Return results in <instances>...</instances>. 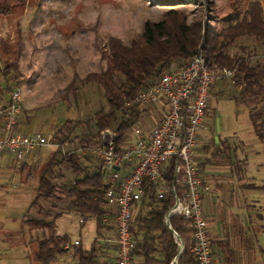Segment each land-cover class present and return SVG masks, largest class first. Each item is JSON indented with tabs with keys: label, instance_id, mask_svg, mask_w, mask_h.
<instances>
[{
	"label": "rangeland",
	"instance_id": "1",
	"mask_svg": "<svg viewBox=\"0 0 264 264\" xmlns=\"http://www.w3.org/2000/svg\"><path fill=\"white\" fill-rule=\"evenodd\" d=\"M252 1L264 4V0H28L24 8H15L0 16V68L5 59L16 66L15 73L11 71L7 80L0 78V107L6 104L10 89L19 87V130L39 134L63 144L69 152L74 151L80 147L79 140L87 134V128L92 130L90 117L104 107V101L95 86L76 83L79 96L70 97L68 105L62 99V90L74 75L82 78L103 69L108 37L127 44L140 35L144 22H157L166 11L175 9L184 12L187 25L199 23L200 35L204 32L218 34L240 20ZM251 41L239 39L229 50L230 55L240 54L241 48H246L248 59L263 54L264 44L251 45ZM196 49L199 50L198 45ZM184 62L174 59L164 69ZM249 62L264 65V59H249ZM218 82L209 90L202 123L205 139L200 145L208 146L209 151L206 154L196 151V157H209L214 167L204 176L197 160L194 164L204 180L202 208L210 246L216 264L221 263L223 248H230L234 243L241 248L235 257L238 264L250 261L259 264L257 259L264 264V82L260 94L243 98L238 97L241 88L238 81L228 78ZM146 117L141 118V125L145 127ZM250 118L254 120L256 131ZM67 121L72 124L67 130L62 129ZM76 123L79 126L72 128ZM255 133L261 135V139ZM211 141L216 143L215 151L221 155L209 156L210 152H215ZM254 144L259 147H253ZM53 151L40 148L34 156L31 154L18 164L10 155L0 154V220L6 216L0 228V264H36L33 241L42 237L43 230L29 229L25 225L26 212L29 217L44 221H51L54 215L60 214L56 222L59 231L73 238L81 233L82 245L86 246L93 238V222H86L84 232H80L76 215L67 213V198L60 201L36 199L39 171ZM252 162L259 165L256 166L258 181L251 179L257 175L256 171L245 170L244 163ZM73 177L71 169L61 165L53 182L67 187ZM227 181H231L233 197L225 193ZM254 185L258 187L253 188ZM247 190L255 191L256 200L243 197ZM245 213L246 228L250 229L246 235L241 224L245 223ZM251 243L253 250L245 254L247 244ZM53 264H76V257L68 251Z\"/></svg>",
	"mask_w": 264,
	"mask_h": 264
},
{
	"label": "trees",
	"instance_id": "2",
	"mask_svg": "<svg viewBox=\"0 0 264 264\" xmlns=\"http://www.w3.org/2000/svg\"><path fill=\"white\" fill-rule=\"evenodd\" d=\"M28 0H0V16L10 13L15 8H24ZM182 10H168L157 22H144L140 35L123 44L112 36L107 38V54L104 67L98 72H89L82 78L74 75L62 90V99L69 105V98H76L80 86L93 85L99 89L104 107L98 109L90 117L92 130L79 140V151L67 157H61L58 151H53L39 171L36 199L60 201L68 199L69 210L81 218V223L93 219L96 235L102 230V220L108 217L102 196L107 190L101 172L96 170L94 159L87 152L102 130H112L115 148L122 145L126 134L139 122L140 113L130 104L134 97L143 90L145 84L159 69L166 67L172 60H188L198 51L204 58L206 68L215 72L221 68L233 69L232 79L239 82L241 88L238 97L256 96L260 94L264 82V65L249 62L246 48L239 49L240 54L230 55L229 50L239 39H252L264 43V4L252 1L248 4L240 20L229 24L218 34L204 32L200 35L199 23L187 25ZM197 45L199 50L197 51ZM6 49V47H5ZM4 49V50H5ZM158 69V70H157ZM16 66L7 59L0 68V78H7ZM252 128L257 130L254 120L250 118ZM72 122H65L62 129L69 128ZM85 125V123H82ZM79 126L74 124L72 128ZM61 133V129L58 130ZM257 133V132H256ZM255 133V134H256ZM259 139L261 135L256 134ZM219 152H213V155ZM61 165L68 166L74 177L67 187L53 182ZM173 162L163 167L159 172L161 186H172ZM144 194L136 206L132 221V235L136 246L132 251L133 260L140 264H168L176 249L175 240L167 228L165 215L174 204L170 192L161 198L154 196L153 187L147 181L143 182ZM174 186V194L179 195ZM54 215L51 221L37 220L23 215L24 223L29 229H42L39 240H34L33 259L36 264H53L59 256L69 250L62 248L68 242L66 236L55 233ZM170 229L183 243V250L178 256L177 264H195L189 252L191 230L188 223L178 217L167 220ZM94 240L88 251H83L78 245L72 248L76 264H98Z\"/></svg>",
	"mask_w": 264,
	"mask_h": 264
},
{
	"label": "built area",
	"instance_id": "3",
	"mask_svg": "<svg viewBox=\"0 0 264 264\" xmlns=\"http://www.w3.org/2000/svg\"><path fill=\"white\" fill-rule=\"evenodd\" d=\"M249 59L263 60L264 53ZM232 76L233 69L208 71L199 52L181 65L159 69L130 104L141 115L122 145L115 148L114 132L102 130L89 146L87 152L108 186L102 201L113 227L110 243L115 249L114 264H135L131 256L136 246L132 221L137 202L144 194V181L151 184L156 198L168 192L174 197V204L165 215L166 226L177 240L168 264H177L184 247L170 229L169 217H178L188 223L191 230L189 252L195 264H216L202 208L204 180L194 166L193 155L208 108L209 90L215 81ZM20 99L21 89L13 87L8 92L6 104L0 107V154L10 155L18 164L40 148L54 149L61 157L73 152L83 153L79 149L69 152L63 144L49 141L39 134L20 131ZM156 109L160 115L155 123L142 126V115ZM170 162H173L172 186L167 189L161 186L159 172ZM174 186L180 191L178 197L174 194ZM77 244V240H69L62 248Z\"/></svg>",
	"mask_w": 264,
	"mask_h": 264
},
{
	"label": "crops",
	"instance_id": "4",
	"mask_svg": "<svg viewBox=\"0 0 264 264\" xmlns=\"http://www.w3.org/2000/svg\"><path fill=\"white\" fill-rule=\"evenodd\" d=\"M260 5H263V2L260 1ZM251 42H252L251 45L252 44H257V45H261L262 46L264 44V43H260V42L254 41V40L251 41ZM221 81H223V80H221ZM221 81H219V82H221ZM263 85H264V83H263ZM208 103H209V101H208ZM143 115L147 116L146 117L147 118L146 119L147 122L145 124L147 125V127H149V126H152L155 123L156 119L160 115V112L156 109V110H153V111L152 110L151 111H147ZM204 139H205V136H204V133L202 131V126H201V129L199 130V133H198L197 144H196L194 155H193V163L195 164L196 163L195 160H197V164L200 166V169H201L203 175L205 176V175H207V173H206L207 170L211 169L214 166L211 165L212 162L211 163L209 162V160H208L209 157H207V156L203 157V158H201L200 156L196 157V151H201L202 154H206L209 151L208 150L209 149L208 146L200 145V144H202ZM210 145L214 148V151H215L216 150V148H215L216 143L211 141ZM252 146L256 147V148L259 147L257 144H254ZM252 146H251V149H252ZM245 149H246V147H245ZM37 150H34V151L31 152V154H33L32 156H34V154L36 153ZM216 155L219 156V155H221V153H219V154L217 153V154L213 155V153L210 152V154H209L210 157H215ZM201 159H203V161H200ZM244 166H245V170L256 171V174H257V167L256 166H259L258 163H255V162L244 163ZM225 168L227 170L228 179L230 180V177H232V176H231V172L229 171V165L225 166ZM258 177H259V175L257 174L256 176H253L251 179H253L255 181H258V180H260ZM227 182H229V181H227ZM231 185L232 184H231V181H230L229 184L226 185L225 193H226V195H231V197H233V196H235V194L233 192V189H231ZM256 185H254L252 187L253 188L254 187H258ZM252 187H250V188L247 187V188L251 189ZM227 188H230V189H227ZM253 192H255V191H248L247 190V191H245L243 193V197H247V198L254 197L255 200H256L257 195H254ZM207 196H209V195H207ZM206 197L203 199L204 203H206V201H207ZM70 212L71 211L69 210L67 213H70ZM243 216L245 218V223L243 224V222H241V224H242V227H243V231H244V233L246 235L247 234L246 231L250 230V229L246 228V226L248 227L247 214L245 213V214H243ZM59 217H60V214H58V216L53 221L54 227H55V233H56L57 236H63L64 235V236H66L68 238V241L69 240H77L78 241L77 245L83 251H88L90 249L93 241L95 240L96 243H95L94 247L96 249V255H97L98 264H114L115 249H114V246L110 243V241L113 238V227H112L110 216L104 218V222L102 223V230L100 231V235L97 236L96 235V228H95L94 220L90 219V220L83 221L81 223L80 222V221H82L81 218L76 215V217L78 219L77 223H78V227L80 229V232L81 231L84 232L86 222H88V221H92L93 222L94 235H93V238L89 239V242L87 243L86 246L82 245V235H81V233H79L78 237L73 238L70 235L65 234L63 231H61V230L59 231V228L56 225V222H57ZM4 222H6V216L3 219L0 220V228H1V226H2V224ZM73 247L68 248V250L71 251ZM253 247H254L253 243H251L249 245L247 244V247L245 249V254H247V252L250 253V250H253ZM239 251L241 252V248H240V246L238 247L237 245H235V243H234V246L232 244V246L230 248H229V246L227 248H223L222 252H220L221 253V257H222L220 264H238L235 257L237 255V252H239ZM72 256H73V254H72ZM134 262H135V264H140L139 260H137V259L134 260ZM256 263L262 264L260 259H257ZM247 264H252V261H250V263H247Z\"/></svg>",
	"mask_w": 264,
	"mask_h": 264
},
{
	"label": "water",
	"instance_id": "5",
	"mask_svg": "<svg viewBox=\"0 0 264 264\" xmlns=\"http://www.w3.org/2000/svg\"><path fill=\"white\" fill-rule=\"evenodd\" d=\"M114 170H117V168H113Z\"/></svg>",
	"mask_w": 264,
	"mask_h": 264
}]
</instances>
